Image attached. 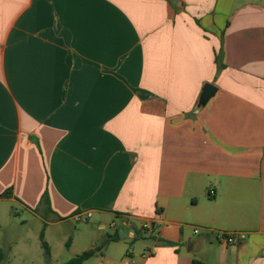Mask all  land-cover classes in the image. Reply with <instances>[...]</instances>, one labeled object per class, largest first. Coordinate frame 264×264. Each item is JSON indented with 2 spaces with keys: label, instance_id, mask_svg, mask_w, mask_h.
Masks as SVG:
<instances>
[{
  "label": "crops",
  "instance_id": "0c3cea01",
  "mask_svg": "<svg viewBox=\"0 0 264 264\" xmlns=\"http://www.w3.org/2000/svg\"><path fill=\"white\" fill-rule=\"evenodd\" d=\"M16 219L55 264L47 233L72 223L84 264H264V0H0V229Z\"/></svg>",
  "mask_w": 264,
  "mask_h": 264
},
{
  "label": "rangeland",
  "instance_id": "374dc122",
  "mask_svg": "<svg viewBox=\"0 0 264 264\" xmlns=\"http://www.w3.org/2000/svg\"><path fill=\"white\" fill-rule=\"evenodd\" d=\"M14 222H17V225L7 222L0 229V245L8 243L12 248L8 254L9 264H55L54 260L49 262L44 249V253H41L40 231H38L37 226L32 225L30 222H28L27 226L19 225V219ZM81 227L82 225L79 223H72L69 228L72 231ZM70 231L67 232V229H63L62 231L54 232L52 235L47 233L46 239L52 247L53 258L57 259L59 263L73 257L71 250L66 245L67 240L71 237ZM43 241L45 242V240ZM136 241L143 244L142 239H137ZM146 241L149 242L151 239L148 237ZM24 249L26 253H24Z\"/></svg>",
  "mask_w": 264,
  "mask_h": 264
},
{
  "label": "trees",
  "instance_id": "16d2710c",
  "mask_svg": "<svg viewBox=\"0 0 264 264\" xmlns=\"http://www.w3.org/2000/svg\"><path fill=\"white\" fill-rule=\"evenodd\" d=\"M200 106V105H199ZM10 195V190L5 191L2 194V197H6ZM43 200L46 201V194L43 195ZM39 238H40V242H41V246L44 249L45 255H48V248L46 243L43 241V233L40 232L39 234ZM118 239L117 235H113L109 237V241H114ZM167 244H171L170 242H166ZM96 254V249H90L87 251L82 252L80 255L71 258L70 260H68L65 264H84L85 261H87L88 259H90L91 257H93ZM5 260V254L4 252L0 249V264ZM191 264H203L201 262H198L196 260H193Z\"/></svg>",
  "mask_w": 264,
  "mask_h": 264
},
{
  "label": "built area",
  "instance_id": "2783aa9c",
  "mask_svg": "<svg viewBox=\"0 0 264 264\" xmlns=\"http://www.w3.org/2000/svg\"><path fill=\"white\" fill-rule=\"evenodd\" d=\"M91 212L80 213L75 216V219L79 223H85L91 218ZM196 232V231H195ZM245 234L243 233H223L219 234L217 241L225 246H236L245 240Z\"/></svg>",
  "mask_w": 264,
  "mask_h": 264
},
{
  "label": "water",
  "instance_id": "95a60500",
  "mask_svg": "<svg viewBox=\"0 0 264 264\" xmlns=\"http://www.w3.org/2000/svg\"><path fill=\"white\" fill-rule=\"evenodd\" d=\"M216 88L211 84H205L201 90L199 97V104L205 106L207 102L215 95ZM121 237V235H120ZM1 264H5L2 262Z\"/></svg>",
  "mask_w": 264,
  "mask_h": 264
}]
</instances>
